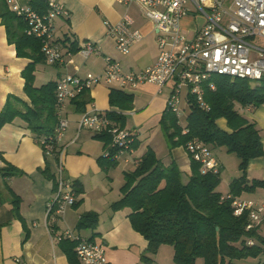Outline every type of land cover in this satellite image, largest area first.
<instances>
[{"label": "crops", "instance_id": "crops-1", "mask_svg": "<svg viewBox=\"0 0 264 264\" xmlns=\"http://www.w3.org/2000/svg\"><path fill=\"white\" fill-rule=\"evenodd\" d=\"M56 1L68 12L67 17L54 21L52 32V40L63 54L70 52L72 44L78 50L82 43L91 41L101 49L103 57L118 61L125 72L138 73L156 62V32L136 4L127 7L117 0ZM4 2L6 1L0 0V8ZM22 3L27 4V0H22ZM125 13L133 17L135 28L141 31L143 39L132 47L129 55L122 56L116 51L106 23H118ZM197 23L198 20L190 18H184L182 21L184 30H191ZM103 57L92 55L83 59L75 52L71 53V56H65L61 66L47 62L38 64L35 68L34 86L38 88L48 82L57 83L67 75L83 77L87 73L101 74L104 69ZM31 62L29 59L17 57L15 46L8 42L0 17V112L9 97L30 104L24 94L21 73ZM49 69L51 76L44 75ZM39 72L47 77L44 78L46 82L43 80L44 82L37 83ZM112 89L132 96L131 110L119 111L110 108L108 97ZM88 92L92 101L86 108L92 105L101 112L114 111L124 117L130 116L125 117L122 128L136 136L134 152L118 157L116 165L121 162L120 170L116 166L101 168L98 159L102 158L107 150L101 142L93 138L94 133L84 129L78 130L77 122L82 113H76L69 103L63 115L68 121V128L58 140L57 147L63 151L64 177L72 183H80L82 192H75V205L67 207L56 223L47 227L45 209L56 189V161L51 155L44 154L40 141L34 139L22 121L15 120L4 125L0 129V264H82L74 254L78 240L104 245L108 264H146L141 259L142 255L151 258L149 264H163L159 251L165 246L160 247L154 256H149L148 242L132 229L128 219L129 211H113L111 205L122 196L120 189L124 184V173L133 171V161L141 159L148 150L154 152L163 167L174 163L187 177L191 174V158L185 149L179 147L168 150L160 131V119L165 111L169 88L166 87L158 93V89L150 84L128 90L108 88L102 84ZM239 112H243V117L248 122L256 125L264 147V104L257 108H239ZM217 126L228 131L224 119H219ZM141 136L142 143L139 140ZM212 154L220 165V183L217 191L227 195L231 182L242 175L238 170V160L234 161V168L229 173L225 164L227 160L233 161L231 156L234 155L227 154L220 148L213 149ZM7 165L21 174L13 176L10 175L13 171H1ZM130 166L131 171L128 170ZM45 169L54 176L52 179L45 176ZM112 172L120 177L119 196L106 199L105 180L111 177ZM245 176L248 186L256 182L262 183V186H255L251 192L241 193L238 198L264 204V156L249 160ZM16 200L17 210H14ZM87 212L98 215L95 228H77L80 216ZM254 227H257L258 234L264 237L261 233L264 230V222ZM66 231H71L76 239L62 237ZM247 260L237 263L242 264ZM198 263L202 264L200 261L196 264ZM250 264H264V257L250 259Z\"/></svg>", "mask_w": 264, "mask_h": 264}, {"label": "trees", "instance_id": "trees-1", "mask_svg": "<svg viewBox=\"0 0 264 264\" xmlns=\"http://www.w3.org/2000/svg\"><path fill=\"white\" fill-rule=\"evenodd\" d=\"M5 1V0H4ZM27 4L40 14L47 12V5L39 0H27ZM0 17L5 26L8 42L15 46L16 55L32 62L26 66L21 75L24 80V94L30 104L15 97H9L0 112V129L20 120L30 130L38 142L53 136L58 123L55 89L56 82H48L40 87L34 86L36 65L46 62L42 53L41 42L25 33V23L9 11L6 2L0 8ZM78 50L71 45L70 53ZM216 88L205 92V101L210 110L204 112L189 101V112L183 135L174 114L164 111L160 119L166 145L169 150L185 148L194 139L213 149H223L238 160L241 177L230 184L228 195L238 197L241 193L251 192L256 182L248 186L246 168L249 160L264 156L259 130L254 123L248 122L239 112V108H257L264 104V81L257 83L248 80H232L215 76L211 79ZM109 106L119 111L132 109V96L112 89L108 97ZM88 91H83L70 102L76 113H83L91 103ZM107 116L116 125H124L125 117L114 111H107ZM224 119L228 131L217 126V121ZM93 138L101 142L107 150L98 159L101 168L116 166L117 153L110 146L111 137L107 133L94 134ZM136 148V141L132 144ZM57 160V147L54 155ZM13 171V176L21 173L10 165L1 171ZM191 174L187 181H182L181 172L172 163L163 167L152 150H148L140 163L131 172L124 173L121 198L111 205L113 211L127 209L132 229L147 242V254L154 256L160 247L173 249L174 264H238L247 259L264 257V237L258 234L257 227L246 230L247 214L235 217L231 201L222 200L217 191L220 175H201L200 166L191 160ZM52 179L54 176L47 169L43 172ZM76 193L82 192L80 183H73ZM17 210L18 200L14 202ZM98 215L87 212L80 216L77 228H95ZM252 242V245H248ZM75 246V244H74ZM73 246V247H74ZM75 254V253H74ZM146 264L151 258L142 255Z\"/></svg>", "mask_w": 264, "mask_h": 264}, {"label": "built area", "instance_id": "built-area-1", "mask_svg": "<svg viewBox=\"0 0 264 264\" xmlns=\"http://www.w3.org/2000/svg\"><path fill=\"white\" fill-rule=\"evenodd\" d=\"M9 11L26 25L25 33L41 42L42 53L50 65L61 66L67 51L63 54L52 40L53 24L58 18L67 17L68 12L56 0H39L47 5V12L38 13L22 0H5ZM129 7L136 4L142 15L156 32L158 49L157 60L138 73L125 72L121 64L111 57L102 55L101 49L91 41L82 43L77 53L83 59L92 55L102 56L104 69L101 74H85L83 77L67 75L56 83L55 99L58 115L53 136L41 140L45 155H54L58 140L68 128L63 117L66 106L83 91H90L97 85L120 90L135 89L150 84L158 89L169 88L165 111L177 118L181 109L187 108L192 100L204 111L210 110L205 101V92L214 91L211 81L215 76L232 80L264 81V0H117ZM184 18L198 20L191 30H184ZM108 34L113 38L116 51L130 54L132 47L141 42L143 35L135 28L133 17L125 13L116 24L106 23ZM78 130H88L94 134L107 133L111 137L110 146L116 150L117 158L132 154V144L136 136L125 128L116 125L101 112L88 106L77 122ZM188 132L183 127L182 134ZM185 151L191 160L200 166L201 175H217L220 165L211 150L197 139L189 141ZM63 151L57 147L56 189L53 198L47 203L45 220L51 227L62 216L67 207L76 203L73 183L64 177ZM140 159L134 160L138 166ZM222 200L231 201L233 214L248 217L246 230L264 222V204L224 195ZM66 239H76L71 231H66ZM252 245V242H248ZM75 255L82 264H108L105 246L91 241L78 240Z\"/></svg>", "mask_w": 264, "mask_h": 264}, {"label": "rangeland", "instance_id": "rangeland-1", "mask_svg": "<svg viewBox=\"0 0 264 264\" xmlns=\"http://www.w3.org/2000/svg\"><path fill=\"white\" fill-rule=\"evenodd\" d=\"M259 43L262 44L264 42L259 41ZM49 71H50V69L44 75H50L51 76ZM44 75H41L40 72H39V74L37 75V83L45 81V79L47 77H45ZM187 114H188L187 108H184V110L181 109V115L179 117V122H180V126L181 127H184V125H185ZM241 114H243V112ZM243 116H244V114H243ZM125 117L129 118L130 116L129 115H125ZM160 131H161V134H162L163 139L165 141L164 134H163V131H162L161 127H160ZM139 140L142 143V140H143L142 136L139 137ZM133 152H134V150H133ZM231 157H232L233 161L232 160H227L226 164H225V169H227L229 173L234 168V166H233L234 163H235L234 161H237L235 156H231ZM120 164H121V162H119V164L116 165V167L119 170H120ZM132 166L134 167L133 164H132ZM132 166L129 167V169H128L129 171H131L130 169L132 168ZM177 168L181 172L182 181H184V182L187 181L188 180L187 174L185 172H182L178 166H177ZM105 186L107 187L106 188L107 192L105 193L106 199L117 198V196H119L118 194H119V186H120V177L116 176V173L113 174V172H112L111 177L109 179L105 180ZM261 233H262V235H264V230H262ZM159 256L163 260L162 261L163 264H174L173 263V258H172V249L170 247H168V246L163 247L159 251ZM242 264H250V259H248L246 262L244 261Z\"/></svg>", "mask_w": 264, "mask_h": 264}]
</instances>
